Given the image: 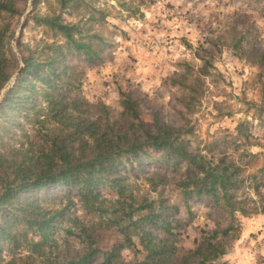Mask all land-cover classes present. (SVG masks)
I'll return each mask as SVG.
<instances>
[{
    "label": "rangeland",
    "instance_id": "1",
    "mask_svg": "<svg viewBox=\"0 0 264 264\" xmlns=\"http://www.w3.org/2000/svg\"><path fill=\"white\" fill-rule=\"evenodd\" d=\"M15 1L22 14L0 10V26L5 28L3 50L8 69L13 72L4 88L15 83L24 67L22 51H44V57L53 50L48 43L64 40L55 30L38 25L33 14L60 13L63 20L82 28L85 39L98 33L108 40L99 59L90 61L79 54L67 57L68 70L59 72L55 84H60L55 93L63 90L67 102L75 98H80L79 103L103 102L109 106L112 119L121 120L126 93L136 100L146 129L156 131V125L162 122L180 128L178 142L191 153L208 157L226 153L235 157L246 172H257L264 164V110L256 104L262 99L264 64L252 62L250 53L244 50L253 46L264 50V0H33L32 5L31 0ZM93 40L97 41L95 37ZM40 73L44 75L45 71ZM38 84L44 87L42 80ZM37 99L22 107L17 122L1 132L0 153L11 156L13 148H21L41 155L48 150L43 133L49 128L39 131L47 103L43 96ZM83 107L87 108L84 115L91 119L102 114L87 104ZM240 123L241 132L237 127ZM44 124L51 128L55 125L50 120ZM137 130L143 132L140 126ZM81 140L66 143L79 152L83 148ZM160 153L152 150L153 157ZM187 165L183 162L178 170L164 163H144V168L128 170L121 167L127 195L178 204L180 210L172 215L182 224L174 231L177 245L184 249L195 246L204 231L216 226L217 219L222 224L227 221L213 205L200 199L190 198L193 213L188 212L177 185ZM153 171H166L168 176L164 182L153 184ZM101 191L102 197H117L113 188L102 186ZM29 196L44 208L63 209L54 234L58 241L47 245L42 256L31 253L26 245L14 250L4 245L0 264H61L86 249L85 236L79 233L94 217L81 205L77 193L50 185L41 191L28 190L23 201ZM237 219L239 236L219 261L264 264V213L240 214ZM68 228L75 233L66 232ZM160 231L154 229L155 234ZM97 233L95 246L102 249L111 248L122 237L115 227ZM133 236L135 246L122 250V260L139 264L146 251L139 237ZM102 260L99 253L93 262Z\"/></svg>",
    "mask_w": 264,
    "mask_h": 264
},
{
    "label": "trees",
    "instance_id": "2",
    "mask_svg": "<svg viewBox=\"0 0 264 264\" xmlns=\"http://www.w3.org/2000/svg\"><path fill=\"white\" fill-rule=\"evenodd\" d=\"M0 10L23 13L15 0H0ZM33 19L38 25L55 30L64 40L48 43L53 50L44 57V51H22L24 67L0 102V134L17 122L22 107L27 108L30 102L43 96L47 114L39 121L42 123L39 131L49 128L43 135L50 147L41 155L29 154L28 149L21 148H13L11 156L0 153V253L4 245L10 250L26 245L31 253L42 256L46 254L47 245L58 241L54 234L60 226L63 209L44 208L33 203L30 196L23 201L28 190L41 191L54 185L77 193L81 205L94 217L90 224L82 225L79 233L85 236L86 249L61 264H95L93 261L99 253L103 260L98 264H131L123 261L121 254L124 248L135 246L133 235L139 237L146 251L145 259L139 264H225L219 258L239 236L238 215L264 213V164L259 172H246L235 157L226 153L218 156L213 153L209 157L204 153H191L178 142L180 128L162 122L156 125V131L146 129L136 100L126 93L122 99L121 120L112 119L109 106L103 102L82 100L79 103L80 98L67 102L68 95L63 90L55 93L60 87V84L55 85L59 72L68 70L67 57L79 54L90 61L99 59L108 40L98 33L85 39L81 35L82 28L76 22L63 20L60 13H34ZM4 40L5 28L0 26V95L13 74L5 59ZM244 50L250 53L252 62L264 64V50L254 46ZM41 71L45 74L41 75ZM38 80L43 81L44 87ZM84 104L102 114L94 119L85 116ZM256 104L260 111L264 110V87L261 102ZM48 120L55 124L53 128L44 124ZM137 126L143 128L142 133ZM240 126L241 123L237 127ZM239 130L241 132V128ZM88 133L90 137H85ZM81 137L83 148L79 152L69 149L66 142ZM152 150L161 153L153 157ZM183 162L188 164L186 173L177 185L188 212L193 213L190 198L200 199L213 205L227 220L222 224L217 219L216 226L204 231L195 246L185 249L177 245L174 231L182 224L180 218L172 215L180 210L178 204L127 195L126 176L121 169L164 163L178 170ZM151 174L156 178L153 184L164 182L168 176L166 171ZM102 186L113 188L117 197H102ZM58 217L60 220L54 223ZM173 221L176 224L173 225ZM107 227L117 228L122 237L111 248L102 249L95 246L97 230ZM154 229L161 231L155 234ZM65 231L75 233L71 228Z\"/></svg>",
    "mask_w": 264,
    "mask_h": 264
},
{
    "label": "water",
    "instance_id": "3",
    "mask_svg": "<svg viewBox=\"0 0 264 264\" xmlns=\"http://www.w3.org/2000/svg\"><path fill=\"white\" fill-rule=\"evenodd\" d=\"M32 3H33V0H31V5H32ZM22 28H23V24H22L20 30H21ZM13 84H14V81L12 82V84H10L9 86H6V87L3 89V91H2V93H1V95H0V102L4 99V96H5L6 92H7V90H8Z\"/></svg>",
    "mask_w": 264,
    "mask_h": 264
}]
</instances>
